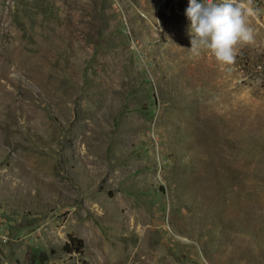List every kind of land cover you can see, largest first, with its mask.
<instances>
[{
  "label": "rangeland",
  "instance_id": "rangeland-1",
  "mask_svg": "<svg viewBox=\"0 0 264 264\" xmlns=\"http://www.w3.org/2000/svg\"><path fill=\"white\" fill-rule=\"evenodd\" d=\"M239 3L226 65L188 0H0V264H264V0Z\"/></svg>",
  "mask_w": 264,
  "mask_h": 264
},
{
  "label": "clouds",
  "instance_id": "clouds-1",
  "mask_svg": "<svg viewBox=\"0 0 264 264\" xmlns=\"http://www.w3.org/2000/svg\"><path fill=\"white\" fill-rule=\"evenodd\" d=\"M246 11L251 14L252 9H246L239 0H188L185 15L189 21L190 49H207L217 61L234 64L239 55L236 46L254 42L253 30L245 21Z\"/></svg>",
  "mask_w": 264,
  "mask_h": 264
},
{
  "label": "trees",
  "instance_id": "trees-1",
  "mask_svg": "<svg viewBox=\"0 0 264 264\" xmlns=\"http://www.w3.org/2000/svg\"><path fill=\"white\" fill-rule=\"evenodd\" d=\"M83 248V242L80 238L75 236L74 234H67L66 241H64L61 249L62 251L68 253V254H81Z\"/></svg>",
  "mask_w": 264,
  "mask_h": 264
},
{
  "label": "built area",
  "instance_id": "built-area-1",
  "mask_svg": "<svg viewBox=\"0 0 264 264\" xmlns=\"http://www.w3.org/2000/svg\"><path fill=\"white\" fill-rule=\"evenodd\" d=\"M217 2H219V0H217Z\"/></svg>",
  "mask_w": 264,
  "mask_h": 264
}]
</instances>
